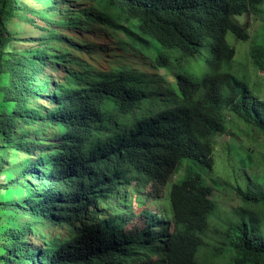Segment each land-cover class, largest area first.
I'll return each instance as SVG.
<instances>
[{"label":"trees","instance_id":"1","mask_svg":"<svg viewBox=\"0 0 264 264\" xmlns=\"http://www.w3.org/2000/svg\"><path fill=\"white\" fill-rule=\"evenodd\" d=\"M92 2L98 14L84 12L83 18L123 33L142 48L153 49L156 42L192 58L207 41L211 72L199 81L178 74L166 96L158 94L155 79L124 67L95 73L85 66L67 71L54 84L45 77L50 61L74 60L66 49L56 54L45 42L64 38L39 28L48 32L39 45L8 49L16 38L7 23L16 15H25L32 25L29 16L47 18L22 0H0V92L8 106L0 112V175L11 176L0 182V195L20 190L25 196L23 201L0 200V212L24 221L0 226V264H200L201 234L215 207L211 188L198 186L197 179L171 184V220L161 226L163 218L150 215L141 236L123 231V217L111 201L126 207L131 184L137 193L167 187L184 160L212 169L229 111L264 135V99L252 96L247 84L228 71L236 50L227 41L228 33L249 40L237 17L264 0ZM251 55L257 59L262 52L254 49ZM150 59L156 68L170 64L162 52ZM46 135V140L39 138ZM253 200L247 195L244 203ZM44 223L64 227L67 234L47 239L41 233L37 248L30 238ZM235 231L236 264H264V222L263 233L245 222Z\"/></svg>","mask_w":264,"mask_h":264},{"label":"rangeland","instance_id":"2","mask_svg":"<svg viewBox=\"0 0 264 264\" xmlns=\"http://www.w3.org/2000/svg\"><path fill=\"white\" fill-rule=\"evenodd\" d=\"M22 1L35 10L43 11L47 21L29 16L35 20V25H32L28 23L25 15H16L7 23L10 33L16 38L8 49L24 50L39 45L48 35L47 31L39 28H46L49 32L61 35L64 38L61 43L46 41V46L56 54H61L63 48L66 49L69 58L74 62L57 64L56 61H50L45 77L54 84L63 80L67 71H84L85 66H89L95 73H110L116 67H124L145 74L148 79H155V86L160 88L158 94L166 96L167 87H175L178 74L186 73L199 81L211 72L209 61L212 54L207 41L196 57L186 58L179 50L163 49L156 42L153 49L142 48L127 39L123 33H114L101 22H91L83 18L84 12L98 14L96 4L92 0ZM237 21L246 29L250 38L243 41L235 34L228 33L227 41L236 50L234 64L228 71L247 84L252 96L263 100L264 69H261L260 65L264 67V4L257 5L255 9L237 17ZM129 25L133 30L136 28L133 22ZM254 49L260 50L262 56L253 58L251 52ZM159 52L166 54L170 59V64L165 68H156L150 59ZM43 104L47 105L44 101ZM6 108L8 106L0 92V112ZM227 120V131L216 140L215 163L212 169L191 160H184L167 187L151 186L146 192L137 193L134 191L135 185L131 184L126 186V191L132 196L131 202L126 200V207L116 199L111 201L121 212L125 233L132 232L141 236L151 223L150 215L155 220L163 218L161 226L171 220V184H182L186 180L197 179L198 186L212 189L209 199L215 203V207L208 215V229L201 234L204 243L198 249L196 260L200 264H236L232 244L237 225L245 222L250 230L263 233L264 135L253 126L242 122L232 111L228 112ZM39 138L46 140L48 136ZM49 141L50 139L47 140ZM34 155L37 156L38 152ZM10 179L11 176L7 172L0 175V182ZM247 195L254 197L248 206L244 203ZM24 197L23 191L8 190L2 192L0 200L23 201ZM235 212L238 214H234ZM23 222L12 212H0V226L17 227ZM38 228L41 231L34 233L30 238L37 248L43 240L41 233H44L47 239L50 235L64 237L67 234L64 227H51L49 223H44ZM151 259L155 261L157 257L152 256Z\"/></svg>","mask_w":264,"mask_h":264}]
</instances>
